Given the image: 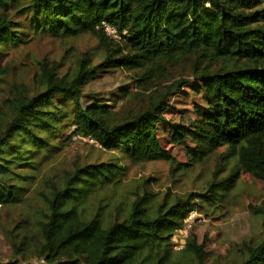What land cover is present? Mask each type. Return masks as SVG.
<instances>
[{
  "label": "trees",
  "instance_id": "1",
  "mask_svg": "<svg viewBox=\"0 0 264 264\" xmlns=\"http://www.w3.org/2000/svg\"><path fill=\"white\" fill-rule=\"evenodd\" d=\"M85 35L98 41L96 58L65 65V57L43 56L30 80L8 81L13 51ZM181 61L190 77L171 80ZM123 70L130 83L120 94L88 91ZM134 83L150 91L147 100L118 110ZM187 89L202 95L194 120L167 119ZM0 91L7 92L0 98V211H8L11 246L0 264H166L192 212L229 219L243 176L264 183V0H0ZM77 135L110 157L81 154L45 172L43 163ZM168 138L186 160L165 147ZM215 155L203 186L173 190ZM153 162L170 165L174 180L163 190L154 175L129 177L130 164ZM12 166L28 172L24 185L5 179ZM249 209L258 227L231 264H264V198ZM187 250L194 264H211L194 232Z\"/></svg>",
  "mask_w": 264,
  "mask_h": 264
},
{
  "label": "rangeland",
  "instance_id": "2",
  "mask_svg": "<svg viewBox=\"0 0 264 264\" xmlns=\"http://www.w3.org/2000/svg\"><path fill=\"white\" fill-rule=\"evenodd\" d=\"M117 40L120 36L117 35ZM98 41L90 35H85L69 41L56 40L51 38H43L37 42L29 45L25 49L13 51L10 60L16 66L8 76L10 83L20 82L23 79L30 80L32 72L35 70L36 61L43 56L49 59H59L65 57V65L74 62L78 57L92 56L97 57L94 50ZM99 61L97 58L96 62ZM192 68L186 61H181L170 74L171 80L190 77ZM163 77V76H162ZM165 78H167L165 76ZM129 84V73L126 71H114L109 74H104L103 77L94 82L88 91H101L105 94L104 97H110L111 93L120 94L121 87ZM133 96L121 97L118 100V110L128 112L130 108H138L147 100L150 91H140L137 85L130 88ZM188 92V93H187ZM7 92L0 91V98L5 99ZM172 108L166 113V118L172 121H179L183 123H190L194 120V110L198 103H203L200 92H194L187 89L186 93L180 94L173 99ZM161 134H168L165 129H161ZM74 143L65 148L64 151L54 155L49 160L43 163L45 172L52 169H61L64 165L68 166L77 155L89 154L93 159L101 156L105 159L110 157L111 153L102 151L99 144L91 138L82 136H75ZM166 148L171 150L180 160H186V154L182 146L173 145L170 139L164 141ZM95 146V147H92ZM225 148L218 151V155L225 152ZM218 155H215L210 160L199 166L190 177H184L180 183L173 186L174 191L196 190L203 186L208 178L212 177L218 162ZM43 155L39 156L42 159ZM170 165L166 162H153L148 164H130L129 177L131 179H139L142 176L154 175L157 180L154 182L156 189L163 190L165 186L171 184L172 180L170 174ZM28 172L19 167L12 166L11 171L5 177L6 180L16 185H24L27 180L25 176ZM34 182V181H33ZM28 194H34L36 185L34 183L27 184ZM264 198V183L256 180L251 176H243L239 183V195L231 205V217L226 220L211 219V217L194 211L187 219V226L185 229L179 231L174 236L175 245L172 251L168 253L166 264H194V255L187 250V243L191 238V233L196 234L199 242L203 243L206 251L209 252V262L211 264H231L235 257V251L241 246L242 239L249 233H253L258 227L254 219L250 216V205L259 204ZM35 205L36 203L33 202ZM233 207V208H232ZM35 207L26 205L25 211H31ZM8 211H0V258L6 260L11 255V246L5 236ZM17 217V215H15ZM27 225V224H26Z\"/></svg>",
  "mask_w": 264,
  "mask_h": 264
},
{
  "label": "built area",
  "instance_id": "3",
  "mask_svg": "<svg viewBox=\"0 0 264 264\" xmlns=\"http://www.w3.org/2000/svg\"><path fill=\"white\" fill-rule=\"evenodd\" d=\"M105 28L111 35H113L114 37H118L117 31L114 28H112L106 24H105Z\"/></svg>",
  "mask_w": 264,
  "mask_h": 264
}]
</instances>
